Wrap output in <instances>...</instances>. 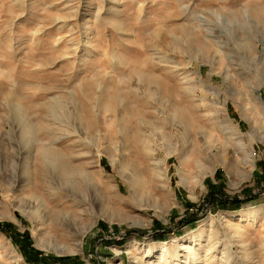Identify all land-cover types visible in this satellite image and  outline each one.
I'll list each match as a JSON object with an SVG mask.
<instances>
[{
	"label": "rangeland",
	"instance_id": "1",
	"mask_svg": "<svg viewBox=\"0 0 264 264\" xmlns=\"http://www.w3.org/2000/svg\"><path fill=\"white\" fill-rule=\"evenodd\" d=\"M0 264H264V0H0Z\"/></svg>",
	"mask_w": 264,
	"mask_h": 264
},
{
	"label": "bare ground",
	"instance_id": "2",
	"mask_svg": "<svg viewBox=\"0 0 264 264\" xmlns=\"http://www.w3.org/2000/svg\"><path fill=\"white\" fill-rule=\"evenodd\" d=\"M214 111H215V110H214ZM176 112H177V111H176ZM165 113H166V112H165ZM171 117L173 118V116H171ZM172 118H171V119H172ZM172 120H173V119H172ZM176 120H177V119H176ZM50 154H53V155H55V156H57V157H61L60 160H61V163H62V164H61L60 162H58V163H59L58 166H59V169H60V167L64 164V161H63V159H62L63 157H62V156H58V155H57L56 153H54V152H50ZM58 161H59V160H58ZM56 164H57V163H56ZM61 170H62V169H61ZM55 172H56V171H55ZM244 180H247V178H245Z\"/></svg>",
	"mask_w": 264,
	"mask_h": 264
}]
</instances>
